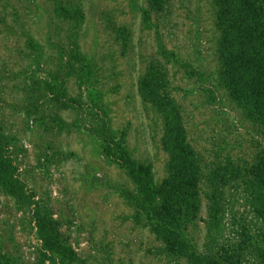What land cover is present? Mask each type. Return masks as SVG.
<instances>
[{"label":"rangeland","instance_id":"1","mask_svg":"<svg viewBox=\"0 0 264 264\" xmlns=\"http://www.w3.org/2000/svg\"><path fill=\"white\" fill-rule=\"evenodd\" d=\"M31 1L29 28L52 55L59 44L66 43L70 26L54 16L50 3ZM70 3L80 5L84 12L79 43L90 59L92 76L83 81L80 91L69 81L74 84L69 93L81 96V106L63 114L62 131L50 123L37 122L29 130L21 125L26 149L22 168L28 188L51 208L83 264H164L160 243L134 219V183L104 157L100 141L91 132L97 117L85 106L103 108L129 153L151 163L159 183L165 175L167 155L160 146V122L149 98L142 97L150 65L163 68L166 93L179 105L186 141L200 164L199 209L187 228V237L199 251L214 254L223 248L236 251L243 229L253 237L264 233V223L248 207L242 179L228 175L231 163L233 168L240 167L264 147V135L260 125L244 119L224 93L214 88L218 33L210 0H168L151 15L150 27L142 22L144 0ZM4 37L1 27L0 105H17V92L6 88L10 82L3 75L2 64L11 59V83L17 82V54L11 39L12 53L6 50ZM216 171L226 174L223 185L209 176ZM211 180L221 187L218 207L208 195ZM242 259L250 260V252ZM41 260L29 215L0 191V264H43Z\"/></svg>","mask_w":264,"mask_h":264},{"label":"trees","instance_id":"2","mask_svg":"<svg viewBox=\"0 0 264 264\" xmlns=\"http://www.w3.org/2000/svg\"><path fill=\"white\" fill-rule=\"evenodd\" d=\"M44 1L51 4V12L61 23L70 26L66 43L59 44L52 55L46 53L45 46L29 28L27 14L32 1L0 0V26L6 33V50L11 54L14 48L17 54V82L11 83V59L6 58L2 63L3 75L10 82L6 88L17 92V105H0V191L14 199L20 212L29 215L43 264H83L51 208L38 199V194L28 188L23 178L22 154L26 149L22 144L21 125L29 130L37 122L50 123L62 131L63 114L81 106V96H72L69 90L75 84L80 91L83 81L92 76L90 59L82 53L79 43V29L84 21L81 6L71 4L70 0ZM144 2L142 22L150 27L151 15L162 10L168 0ZM210 2L218 33L214 88L224 93L244 119L260 125L264 135V0ZM8 39L13 40V48ZM150 66L142 97L145 101L149 98L147 101L160 122V146L167 155L165 175L159 183L154 179L153 165L129 153L103 108L85 104L97 117L91 132L100 141L104 157L134 183V219L158 240L164 264H264L263 232L253 237L243 229L235 244L236 251L223 248L214 254L199 251L187 237V228L199 209L200 164L193 147L186 141L179 105L166 93L163 68ZM71 80L74 84H69ZM228 170L232 179H242L248 207L264 223V147L240 167L233 168L231 163ZM216 172L209 176L223 185L226 174ZM211 181L213 187L208 195L211 204L218 207L216 199L222 193L221 187H215ZM248 252L251 259L243 260V254Z\"/></svg>","mask_w":264,"mask_h":264}]
</instances>
